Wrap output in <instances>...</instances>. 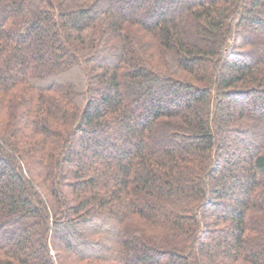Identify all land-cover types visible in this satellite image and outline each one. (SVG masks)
Listing matches in <instances>:
<instances>
[{"label":"trees","instance_id":"1","mask_svg":"<svg viewBox=\"0 0 264 264\" xmlns=\"http://www.w3.org/2000/svg\"><path fill=\"white\" fill-rule=\"evenodd\" d=\"M0 264H264V0H0Z\"/></svg>","mask_w":264,"mask_h":264}]
</instances>
